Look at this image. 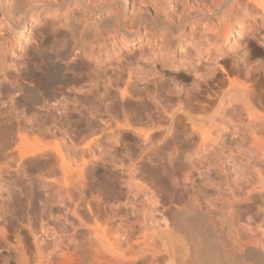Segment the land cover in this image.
<instances>
[{"label": "bare ground", "instance_id": "6f19581e", "mask_svg": "<svg viewBox=\"0 0 264 264\" xmlns=\"http://www.w3.org/2000/svg\"><path fill=\"white\" fill-rule=\"evenodd\" d=\"M38 2L0 0V106L6 107L8 112L15 110L14 98L10 90L5 92V87L21 89L18 85L21 77L7 70L9 67L16 72L20 70V63L15 60L17 57L13 41L27 43V32L39 23H43L40 35L61 36L62 44L56 51V58L66 67L72 62L83 67L81 74L90 89L86 90V86L77 87L72 95L93 97V93H96L100 103L107 92H115L125 107L128 101L125 100L126 96L136 91L133 78L137 74L127 71V77L120 75V79L109 89L112 76L119 74V71L111 74L103 70H91L89 62L97 58L94 56L95 48L107 43L108 39H111L114 46L123 48L130 44L132 34L141 36L143 30L147 41L155 42L158 30H161L166 46H159L156 56L160 68H156V64L151 69L148 66L158 78L153 80L154 93L150 94L151 88L148 91V87L138 89L152 95V104L158 113H168L166 101L158 98L162 94L167 98L168 95H176L177 110L189 111L195 101L199 100L192 95L196 93L191 89V94L177 77L167 79L168 74L165 72L167 66L180 67L172 62L168 52L175 44L183 43L187 35L183 33L187 23L195 26L194 32L189 33L194 35L192 38L197 35L198 42L205 45L208 52L214 51L212 57L209 54L214 64L206 67L211 69L207 74L211 75L214 82L222 73L225 77L222 83L224 87L227 86L217 108L212 110L211 105V109L207 105L200 108L204 114L200 120L203 124H192L191 129L188 128L191 133L182 141L175 142L172 139L170 142H162L156 148L149 143L145 145L147 141H144L142 143L145 147L143 145L144 150L140 153L137 152L141 148L140 141L133 142L131 148L120 157L110 154V151L96 161L93 158L90 162L95 167L101 163L109 164L110 168L107 176L104 174L106 178L104 182L102 179L103 185H100L101 180L98 182L100 184L95 182L94 185L93 182L90 190L82 186L87 171L84 167L82 171L73 169L71 160L67 159L69 156L66 157L70 153L66 145V152H59L61 163L57 168L58 177L50 189L53 200H49L48 204L43 202V207L47 209V221L41 233H29L35 241L41 264H264V89L257 91L249 83L253 81V74H264V64H261L259 70H253L246 56L249 45L243 47L237 40L251 16L253 22L250 21V27L257 24V16H260L261 24L264 23V0H147L144 3L140 1L139 5H142L138 9H134L133 5L131 15L128 10L133 0H54L37 13L41 8ZM51 9L57 13L65 10L69 15L68 21L72 22H65L61 27L47 23V16L54 12H49ZM233 15L234 19L231 18ZM129 19L132 20L131 24ZM85 28H90V33ZM260 34L254 33L253 36ZM229 43L239 44L244 51L245 55L238 54L235 57L238 66L235 72L239 76L243 75L244 80L229 79L228 70L218 61L219 57L226 54L219 55V50ZM191 46L199 61L197 58L195 60L200 62L204 48L202 51L201 46L199 48L194 43H184L185 48ZM31 48L37 53L40 46L33 44ZM189 53L192 52L185 54L190 56ZM10 55L13 57L10 58ZM86 59H90L89 62ZM207 60L210 61V58ZM194 62H190V65ZM51 64L47 66L50 79L58 71L57 65ZM137 69L140 79H143L147 68L142 65ZM75 70L69 68V71ZM200 85L197 83L193 87L199 88ZM221 87L222 84L218 91ZM5 95L9 97V103L4 101ZM61 98L60 108L56 109L61 114L58 122L66 123L69 104L77 110L79 102L66 95ZM230 107L236 112L238 120L243 115L244 119L241 118V133L238 129L236 131L239 134L233 129L229 131L231 137L237 136L229 143L223 139L225 131L230 128L228 122H224V117L221 118V112ZM171 122L169 118L168 123ZM64 139L67 140L66 137ZM164 149H170V153ZM74 158L73 155L72 160ZM94 171L95 168L92 175ZM88 193L93 197L90 198L92 201L85 199ZM18 245L20 249V242ZM24 252L20 251V255ZM6 255L10 257V253ZM23 256L24 259L28 255ZM22 258L21 261L18 259L20 263L16 261L17 264H21ZM32 259L29 261L32 262Z\"/></svg>", "mask_w": 264, "mask_h": 264}, {"label": "rangeland", "instance_id": "374dc122", "mask_svg": "<svg viewBox=\"0 0 264 264\" xmlns=\"http://www.w3.org/2000/svg\"><path fill=\"white\" fill-rule=\"evenodd\" d=\"M53 1L54 0H37L39 3L38 5H40L39 7H41L38 9L37 13L42 12L43 9H45L44 7L51 4ZM140 1L142 2L143 0H133L128 10L129 15L132 14V10L134 11L135 7L138 9V7L142 5H139ZM146 1L147 0H144L142 3ZM133 5H135L133 7L134 9H131ZM52 11H54V9L49 10V12ZM68 16L69 15L65 10L58 13L54 11L47 16L46 22L54 23L56 27H61L65 22H72L70 20L68 21ZM231 18L234 19L235 15ZM250 21L253 22L252 16L247 19V26L245 25L244 30L241 31V37H238L237 40L243 44V47L244 45H249L246 53V56H248L247 60L253 70L256 68L259 70V68L262 67L261 64H264V44L262 43L264 40V23L261 24L260 16L256 17L257 24H254L253 27H250ZM128 22L131 24L132 20L129 19ZM42 24L43 23L34 24L29 29L26 34L27 43L13 41V49L17 57L15 60L20 63L18 65L20 66V70L16 72L15 69L13 70V68L10 67L7 68V70L10 72L13 71L12 73H15L17 77H21V81L19 82L20 84L18 85L22 90H15L6 86L5 92L7 93L10 90L11 95H13L15 110L8 112L5 110L6 107L4 108L3 105L0 106L1 110H5H0V256L2 257V259L0 257V264H3L2 262H4V258L9 256L6 255L8 253H10V257H8L10 263L6 258V262H4V264L7 262V264H12V258L13 264H17V262H19L18 257L21 259L23 255L28 256H23L25 258H22L21 264L25 263L24 260H26V262L28 260L25 264H41L35 241L29 233H41L43 229L42 227L47 221V209L43 207V202L47 203L49 200H53V197L51 198L50 189L54 186L53 183L56 182L58 177L56 176L58 172L57 168H59L58 165L61 163L59 152H62L63 150L66 152V147L69 146L68 151L70 150L69 152L71 154L66 153L68 154L66 157L69 156L67 159L69 158L68 160H71L72 163L70 161L69 162L72 164L71 166L73 169H81L82 171V168L84 167L85 172L87 171L85 173V178L82 180V186L84 189L90 190L93 186V182L95 185V182L98 183L101 180L100 183L102 184H98L103 185L106 178L105 176H107V172L110 168L109 164L107 165L101 163L95 167L90 161H96L98 157H101L110 151V154L120 157L123 153L128 151L127 149L129 147L131 148L130 145H132L133 142L140 141L139 143L141 144H138L141 148L137 149V152L140 153V151L142 152L144 150L143 148L145 145H154L156 148V146L160 145L162 142H170L172 139V141L175 142L182 141L183 138H187L188 134L191 133L189 129H191L193 125L203 124L200 120L202 119V115L204 117V114H202L203 112L200 108L206 105L208 108L211 105L212 110L217 108L218 103L224 97L223 92L227 89V86L224 87L222 83V79H225L222 73H219L218 79H215L214 82L210 77L211 75H208L211 69H206V67L213 66L214 63L211 61V57L214 54V51H209V53L207 47L198 42L199 40L197 35H195L197 40L195 37L192 38L194 35L191 36L189 33L194 30L195 26L191 23H187L184 28L185 32H183L187 35L184 37L183 43H181L182 45L179 43L175 44L171 49L166 48L170 50L168 54H171L170 57L173 60L172 62H174L175 65L177 63V66L180 65V67L171 68L170 66H167L165 68V72L168 74H166L168 76L166 77L167 79L170 77H177L180 80L181 85L186 86L185 88H188L187 90L189 91L192 89L191 91L196 93L192 94L190 91V93L197 96V99L199 100L195 101L196 103L193 104L189 111L177 110L176 95H168L167 98L162 94L159 95L158 98L166 101L168 113H158V110H156L152 104V95L142 91L143 89H138L140 87H148L147 90H151L152 92H150V94L154 93L153 80L158 78L153 75V71L151 73L148 66H151L149 67L151 69L154 68L156 64V68H160V62H158V58H156V56L159 52V48L166 46V41L161 35V30H158V39L155 40V42H148L149 40L147 41V37L143 34L145 33L144 30L142 31L141 36L132 34L130 44L123 48H120L117 45L114 46L111 39H108L107 43L96 46L94 56L95 58L99 57L98 59L93 58L90 62V59H86L91 66V70H96L98 72L103 70L111 74L119 71V74L115 73V75L112 76V80H110L109 84L110 86L108 85L109 89L114 86L117 79H120V75H125L124 77L126 78L127 73H129L127 71H131L134 75L137 74V77L133 78L135 81H133V83L137 87L136 91L133 90L131 91V94L126 96L125 100H128L126 102V104H128H125V107L121 105V97L115 92H107L100 103L96 93H93V97L87 95L81 96L80 94H76L77 96L72 95L74 93V89H78L83 86H86V90L90 89L85 77H83L84 75L81 74L83 67H80V65L76 62H72L66 67L64 63L60 62L56 58V51L60 49L62 44L61 36H51L46 34L40 35L39 33ZM254 28H257L255 29L256 31ZM60 29L61 28H59V30ZM85 29L87 33H90V28ZM253 31L257 34L261 33L260 36L257 35L254 37ZM192 39H194L193 41H196L193 42ZM163 40L165 42H163ZM35 43L39 45L41 49H39V52L37 53L36 51L33 52V50H31V46L33 44L36 45ZM184 43H194L199 48L201 46V50L204 48V51L202 50L204 56H200V58L203 59H200V62H198L199 60L196 52L192 49L193 47L191 46V48H185ZM241 49L242 48L239 44L229 43L222 50H219V55H221V53H226L225 55L219 57L218 61H221V64L226 68V70H228L229 79L232 77L236 78V80H244L243 75L239 76L235 72L236 68H238V66L236 67L235 57H237L238 54L239 56H243L244 54V51L242 52ZM186 52H192L191 54L189 53L190 56L192 55L191 58L194 56L196 57H194V59L190 58V60L188 58L190 56H187V54H185ZM209 54H211V57ZM22 56L25 57L23 58ZM11 57L13 56L10 55V58ZM196 58L198 61L195 60ZM209 58L210 61L207 60ZM138 59L139 61H137ZM73 60L74 57H72V61ZM192 60H195V62ZM190 62L194 63L190 65ZM51 63L57 65L56 67L58 71L56 72L57 74H54L55 76L53 75L54 77L50 79L48 77L49 71L47 66ZM142 65L143 68L147 69L145 70V77L140 79L141 75L137 67ZM118 66H120L121 70ZM69 68L77 70H75L76 72H72L69 71ZM79 68L82 69L79 70ZM15 75L13 74V76ZM253 75V81L251 80V82H249L250 85L252 84L257 91L264 89V74L257 75L256 73ZM46 79H48V81H46ZM197 83L199 85L201 84L200 87L194 88L193 86ZM218 84L220 86L222 84L223 87L220 88V91H218ZM63 95L69 96L71 100L75 98V100L79 102V104H77L79 105V109L76 110L70 103V107L68 106L69 108L66 112V119H68V122L63 123L62 121L59 123L58 121L61 118V114H59L60 112H57L56 109L60 108L59 102L62 99L61 96ZM207 95L210 96L208 97ZM6 96L7 95H5V97ZM8 100H10L9 97L4 99L6 103ZM198 101L200 102L198 103ZM9 102L10 101H8V103ZM197 105L201 107H198ZM198 108L201 111H199ZM222 112L221 118L224 117V122H228V126L230 128V130L227 129V131H225L223 139L224 141L226 140L225 142H231V140L235 139L237 136L234 135L235 137H231V132L229 131H232L233 129L235 132L238 129L239 133H241L242 127L240 126V123L243 122L241 121V118L244 119V115L238 120V117L235 114L236 112H234L231 107ZM169 118L172 120L171 123H168ZM221 118L219 119V122L222 124L223 121L221 120L223 118ZM55 119L57 120L56 123L53 122ZM81 119L82 121L84 119L89 120L88 122L87 120H85L86 122H82ZM237 131L236 133H238ZM64 133L67 134L64 135ZM228 133H230V135H228ZM146 134L148 137L145 138V136H147ZM64 136L67 140L69 139L68 142H66L67 140L64 139ZM223 139L221 138V140ZM144 141H147L145 145L142 143ZM224 141L220 142L222 143ZM229 145L234 146L233 144ZM164 150L169 151L170 153V149ZM73 155L75 156L73 159L74 161L72 160ZM66 157L65 160H67ZM94 168V175H92L91 172ZM92 177L94 179L96 178V181ZM75 182L77 183L78 181ZM91 197L92 196L88 193L85 199L89 200ZM92 200L93 199H90L89 201ZM19 242L21 244L20 249L18 245ZM8 250H11L12 252L17 251L18 254H14L15 252L11 254L12 252H9ZM19 250L21 253L25 251L24 254L20 255ZM35 251L36 254H34ZM3 254L5 255L3 256ZM36 255L38 258H36ZM30 257L33 258L31 260L33 263L29 261L31 259Z\"/></svg>", "mask_w": 264, "mask_h": 264}]
</instances>
